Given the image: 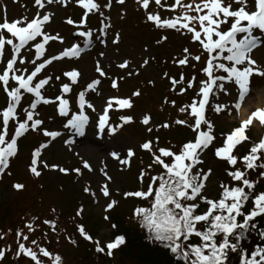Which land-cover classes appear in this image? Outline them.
<instances>
[{
    "label": "rangeland",
    "instance_id": "obj_1",
    "mask_svg": "<svg viewBox=\"0 0 264 264\" xmlns=\"http://www.w3.org/2000/svg\"><path fill=\"white\" fill-rule=\"evenodd\" d=\"M186 1L184 0L185 3ZM98 2L103 4L106 0H98ZM247 2L249 7L253 9L254 0H247ZM44 3L45 8L41 9L35 5V0H0V22H3L5 18L9 21L23 20L25 17L31 20L37 12H40L41 15L45 12L53 14L43 30L53 36L59 34L63 37V42L60 40L49 41L45 45V56L40 57L37 60L38 63L46 57L58 55L60 51L70 47L73 43L84 48L78 57H64L55 60L37 75L34 82L44 78V76L52 77L41 90L45 97L55 101V97L62 93L61 85L71 83L70 78L64 76L65 72L75 68L81 75L78 82L72 84L71 92L64 93V98L70 102L69 115L64 117L59 114L58 101L48 104L39 103L34 111L37 114L35 118L43 121L41 130L33 131L30 129L18 138V154L11 159L10 167L6 173L0 174V211L2 212H0V222L3 221L2 215L4 214L2 205L6 211L5 217H9V222L6 225L1 224L2 228H0L5 236L3 241L5 258L1 264H34L30 257L23 254L16 255L18 243L23 242L30 245L31 240H37L40 246L47 248V242L49 237L52 238L53 233L40 222L47 215L50 216L53 208L58 211L59 216L61 213L62 217L69 211L71 221L70 223H62V228L68 226V231L74 230V239L78 243L75 246L71 242L72 240L69 239V234L65 229L55 236L54 240H51L49 250L57 251L63 257L64 264H137V252L128 251L119 255V248H117L113 250L112 256H108L106 248L104 253L96 251L94 241L99 240L101 246H105L114 240L117 236L116 234L114 236V232L111 230L114 222L121 216L131 215L137 199L134 196L125 197L123 194L134 192L138 188L140 170L144 168L147 171L149 164H152L150 173L155 169H161L159 165L153 164L151 154L141 149L140 144L147 139L153 140L155 144L157 143L156 138L159 137V140L162 138V141H158L159 147H173L174 141H177L175 129L179 126L173 121L180 118L188 120L189 124L194 123V120L186 113L180 112V108L191 103L193 97L197 95L199 82L206 79V74L201 69L207 55L204 56L201 46L198 42L192 41L190 34L175 29L159 28L148 20L143 21V16L146 17L147 12L159 13L162 19L171 18L175 14L179 15V9L168 7L174 3V0H166L168 8H165L164 2L157 5L155 0H150L148 9H144L138 0H124L123 4L112 0L111 7L104 9V17L98 13L89 15L87 27L93 29V35L88 47L84 46V41L87 38L79 37V34L76 39L71 37V32L78 30L77 26L66 23L68 17L78 21L82 17L84 9L74 2L68 3L66 7L59 3L49 4L47 0H44ZM232 6L235 9L238 7V3L234 2ZM74 11H77L75 16ZM101 20H103L104 25H107L105 28L106 35H101L99 32L103 26L100 23ZM222 27L226 29L228 25ZM117 32L120 34V39L117 43H113ZM3 34L6 37L10 36L6 31ZM254 34L260 37L261 43L251 55L257 61V66L264 67V35L259 31L254 32ZM164 36L167 37L166 40L161 39ZM41 39L38 37L35 42H39ZM100 39H104L106 43L101 44ZM157 41L160 42L157 43ZM33 43L30 41L21 49V55L25 58V62L21 64L17 59L15 67L21 70L17 74L27 76L33 70L31 62L37 59L35 48L32 46ZM186 47L193 54H200L201 60H190L187 65L183 66L175 63L176 59L182 58L183 49ZM101 53L103 56L100 55ZM11 56V46L6 45L4 56L0 58V73L3 72L7 60ZM125 59L130 61L128 67L120 68L119 64ZM145 59H148V64L142 66ZM97 61H99L100 67L106 75L101 76L96 72ZM129 72L133 74L129 75ZM165 73L168 75L165 76ZM181 74L184 76L183 81L180 80ZM215 74L226 75L222 70H216ZM193 76H195L193 87L188 88L186 81L192 79ZM56 77H60V79L57 80ZM170 77L180 81L175 88H173ZM94 79H98L100 83L94 89H88L85 92V98L93 105V108L85 106V113L89 117V122L85 126L84 134L80 135L71 126L65 127V125L67 120L71 118V114L79 110L78 93L85 90L86 86ZM113 79H117L118 87L112 86ZM149 81L153 83H149ZM223 83L226 85L227 91L215 89L214 93L210 95L207 106L210 108L215 107L216 104H223L227 107L219 113L210 112L208 115V119L214 125L215 141L207 148H212V153L208 152L209 156H207L206 149L201 154L203 169L205 171L208 168L212 169V175L206 182L205 194L218 192L221 188L220 183L225 182L230 177L224 172L223 164H221L223 159L217 158L214 154L215 148L224 143L226 137L222 134L231 132L239 126L242 120L246 119V117L241 119L239 113L246 102L254 104L258 96L264 95V77L256 74L251 78L250 93L242 101L238 100L239 88L234 82L224 81ZM12 86H17V82L10 79L9 87ZM181 87L185 88L186 91L181 93L179 91ZM137 90L141 92V95L133 96L132 94ZM21 91L23 97L17 107V113L19 119H25V110L28 109L35 97L33 96L32 99L28 97L30 93L23 89ZM111 97H131L133 107L114 109L115 102H113V108L109 109V125L121 124L120 117L125 115H130L134 119L132 122L124 124L116 133H111L107 125L105 131L100 133L98 128L99 117ZM8 99L4 86L0 82V109L6 107ZM261 99L264 101V96ZM171 101H175V105ZM237 103L240 104L238 109ZM208 108H206V113ZM254 110L255 108L249 109V114ZM145 114L151 116L150 124L147 126L142 123ZM15 121L16 118L9 121V136L14 131ZM164 122H168L171 126L169 128L157 127ZM0 123L2 126V115H0ZM148 127L152 128L151 132L147 130ZM45 128L50 131H59L61 135L51 140L50 137L43 134ZM215 128L221 134H218ZM246 134L255 140H260L264 137V126H261L258 119L254 118ZM191 139L192 137L189 140ZM49 140L51 143L42 150L40 160L47 162L48 165L56 164L70 171L63 173L59 171V168H45L41 163L39 164L41 175L39 177L34 176L28 169L32 153L41 143ZM180 143V140L175 143V150ZM128 148L135 151V155L129 158V164H121L111 155L112 152H117L122 159L126 158ZM82 160L89 162L91 171L83 168ZM76 168L82 169V175L74 171ZM104 172L107 173L108 177H111L110 181L107 180ZM148 178L149 175L146 174L143 181H148ZM253 179L258 181L254 191L256 193L264 191V177L259 180ZM17 182L23 183L25 188L16 190L13 185ZM105 182H107L111 193L109 197H105L100 192V188ZM86 185L91 187L96 196L84 191ZM112 199L118 203L112 209H107L106 206ZM81 206H83L84 212L82 215H77V210ZM106 216L108 219H105ZM34 217L37 218L34 224L35 230L29 232L26 225ZM125 220L126 225L132 224V216L125 218ZM81 224L93 236V241L85 239L80 234L78 226ZM10 229L11 231H9ZM18 229H22L29 236L28 241H23L22 238L18 239ZM6 251L10 255L19 257L18 260L14 261ZM153 256L154 259L158 258L156 252ZM42 258L46 264H51L49 258ZM152 261L153 259H150L144 263L150 264Z\"/></svg>",
    "mask_w": 264,
    "mask_h": 264
},
{
    "label": "snow or ice",
    "instance_id": "obj_2",
    "mask_svg": "<svg viewBox=\"0 0 264 264\" xmlns=\"http://www.w3.org/2000/svg\"><path fill=\"white\" fill-rule=\"evenodd\" d=\"M49 4L59 3L67 6L68 3L74 2L84 9L82 17L76 21L68 17L66 23L76 25L81 37H85L84 46L88 47L91 44L93 29L87 27L88 17L90 14H99L104 17V9L110 8L112 0H106L103 4L98 0H47ZM144 9H148L150 0H138ZM233 2L240 4V7L233 8ZM116 3L123 4L124 0H116ZM157 5L161 4V0H155ZM35 5L39 8H45L44 0H35ZM168 7L179 9L180 14L171 18L162 19L159 13L147 12L146 18L148 21L154 22L156 27L175 29L182 33L186 32L191 35L194 42H198L202 50L207 53L205 66L201 69L206 74V79L199 82L197 95L193 97L190 104L180 108V112L186 113L194 120V123L189 124L186 119H177L173 121L175 124L186 125L193 130L195 137L184 142L177 150L173 147H159V137L156 138L157 143L147 139L140 148L149 152L152 156L153 164L159 165L162 169L155 175H150L152 164L147 165L146 169L140 170L139 179L143 182L145 175H149V183L146 190L140 189L134 192H125V197L134 196L150 201L148 207H136L134 216L148 232V239L153 243H160L165 246L178 261L183 264H230V254H236L239 257V264H264V243L258 244L249 252L244 248L242 241L251 231H257L262 240H264V228H258L255 220L257 217L264 215V191L256 193V181L248 177L247 170L261 168L264 169V137L258 142L252 144L247 154L238 157L233 154L235 148L244 141L249 140L246 131L253 123L254 118L258 119L261 126H264V108L257 107L247 119L240 122L239 126L225 135V140L222 146L215 148V156L224 159L231 166L237 165L238 161H243L244 169L235 168L229 170L228 175L233 185H225L221 183L222 192L218 199H210L204 194L206 182L212 175V169L206 171L200 168L203 163L201 154L205 149L215 141L213 134L214 125L206 116V108L209 103L210 95L215 89H223L227 91L224 81L234 82L239 88L238 100L242 101L250 93L251 78L254 74L264 77V67L257 66V61L253 59L251 53L261 43L260 37L254 32L259 31L264 33V0H255L254 9L250 8L247 0H191L185 3L184 0H174V3ZM52 13L45 12L41 15L40 12L31 20L26 17L23 20L9 21L6 18L0 22V58L4 56L5 46L10 45L12 56L7 60L3 72L0 73V82L4 86V90L8 96L6 107L0 109L2 115V126H0V174L6 173L11 164V159L14 158L19 151L18 138L28 132L40 131L43 121L36 117L35 109L41 102L48 104L58 101L57 109L61 116L67 117L70 111V102L64 98V93H69L72 90V84L78 82L80 72L73 68L64 73L65 77L70 78L71 83L61 85V95L55 97V101L45 97L42 93V88L52 79L51 76H44L42 79L34 82L37 75L53 61L64 57H78L84 48L79 44L73 43L70 47L63 49L58 55L46 57L42 62H37L40 57L45 56V45L51 40H60L63 42V37L59 34L55 36L45 32L44 26L52 18ZM99 32L101 35H106L103 24ZM223 25H228L225 29ZM87 29V30H84ZM6 31L10 36L6 37L3 32ZM38 37L42 39L35 42ZM120 39V34L117 32L113 43H117ZM166 40L167 37H161ZM30 41L34 42L35 56L33 60V70L27 76L17 74L21 72L15 67L17 59L20 63L25 62V58L21 55V49ZM101 44L106 43L104 39H100ZM160 41H157L159 43ZM226 53V54H225ZM103 56V53L100 54ZM190 60L200 61V54H193L189 48L183 49L182 58L176 59L174 62L179 65H187ZM227 62V63H226ZM130 61L125 59L119 64L120 68H127ZM148 64V59H145L143 65ZM195 67V65H193ZM216 70H222L226 75H216ZM26 71V70H24ZM96 72L101 76L106 75L100 67L99 61L96 62ZM132 75V72L128 73ZM168 74L165 73V76ZM17 82V86L9 87V81ZM57 80L60 77H56ZM173 88L180 81L176 78H169ZM180 80H184L181 74ZM195 76L186 81L187 87H193ZM219 82V83H218ZM100 81L94 79L86 86L85 90L78 93L79 110L71 114V118L67 120L65 127L71 126L76 133L83 135L85 126L89 122V117L85 113V106L93 108V105L85 98V92L88 89H94ZM149 83H153L149 81ZM112 86L118 87L117 79L112 80ZM24 90L27 93L34 94V99L25 110L26 118L19 119L17 107L21 103ZM181 93L186 89L181 87ZM133 96H140L139 90L135 91ZM115 106L117 108L133 107L131 97L109 98L103 113L99 117L98 128L99 132L105 131L106 125L111 133H116L120 128L129 122L133 121L130 115L121 116V124L113 126L109 125V109ZM175 105V101H171ZM227 107L223 104H216L214 111L219 113ZM237 109L240 104H236ZM16 118L14 131L9 136L8 127L9 121ZM151 121L150 114H145L142 119L144 125H149ZM31 122V123H30ZM171 125L164 122L157 127L169 128ZM152 131L151 127L147 129ZM43 134L50 137L51 140L59 137V131H50L43 129ZM51 140L41 143L32 153L31 163L28 165L29 171L39 177L41 170L39 164H43L45 168H59V171L68 173L70 170L59 165H48L47 162L41 161V152L46 149ZM66 143H68L66 141ZM111 155L120 161L121 164H129V158L135 155L132 148L127 149L126 158H121L117 152H112ZM258 161L260 163H258ZM83 168L92 170L91 165L87 160H82ZM74 171L82 175V169L76 168ZM103 171V169H101ZM10 174V173H8ZM107 180L111 177L107 176ZM264 177V171L259 173ZM13 187L16 190L25 188L23 183H15ZM247 189V190H246ZM85 192L96 196L90 186H85ZM100 192L105 197L111 195L107 182L100 188ZM251 199V209L245 211L246 203ZM207 204L205 211H198L200 202ZM118 201L112 199L107 204V209H112ZM53 208L52 212L55 213ZM84 212L83 206L77 210V215H82ZM37 218L34 217L26 227L29 232L35 230L34 224ZM105 219H108L106 216ZM45 224L52 227L55 231L56 221L45 220ZM115 227V225H112ZM11 231V229L9 230ZM78 231L87 240L93 241V236L89 234L83 224L78 226ZM199 238V243H191L192 236ZM17 237L23 241H28L29 236L22 229L17 230ZM3 235L0 234V239ZM71 239V238H69ZM72 243L76 241L72 240ZM96 251L105 252L108 256L113 255V250L125 243L124 235H117L114 240L108 242L105 246H101L99 240L94 241ZM39 253V254H38ZM25 255L30 257L34 264H46L42 257H47L51 260V264H63V258L59 254L53 255L47 248L39 245L37 240H31L30 245L23 242L18 243L16 255ZM5 256V249H0V260Z\"/></svg>",
    "mask_w": 264,
    "mask_h": 264
},
{
    "label": "trees",
    "instance_id": "obj_3",
    "mask_svg": "<svg viewBox=\"0 0 264 264\" xmlns=\"http://www.w3.org/2000/svg\"><path fill=\"white\" fill-rule=\"evenodd\" d=\"M209 112H215V111L213 109H210ZM178 119H180V118H178ZM215 131L218 134H221L216 128H215ZM175 133H176V136H177L176 140L177 141L180 140V142H181L180 145H182L185 141L189 140L190 137L193 138V135H194L193 130L191 128H189L188 126H186V125H179L178 127H176ZM178 133H179V136H178ZM213 134H215V133H213ZM247 136L250 139L247 140V141L242 142L241 144H239L234 150L233 154L237 155L238 157H242L243 155L247 154L248 151L250 150L252 144L255 143V142H258V140L253 139L249 135H247ZM161 139L159 140V142L162 141ZM185 139H187V140H185ZM177 141H174L173 146H175V143ZM179 146H177V149L179 148ZM163 147H168V146H163ZM173 150H175V148H173ZM205 151L207 152V156H209L210 155L209 153H212V148L206 149ZM151 160H152V156H151ZM258 163H260V162L258 161ZM221 164H223L224 172L227 175H228V171L229 170H235V168H240L242 170L244 169V163H243L242 160L238 161L237 165H235V166L229 165L227 163V161L224 160V159L221 162ZM199 167L203 168V165L201 164V165H199ZM161 170L162 169H159V170L155 169V170H153L150 173V175H155L158 172H160ZM261 171H264V169H261V168L249 169V170H247V174H248V177L250 179L254 180L253 178H257L259 180L260 178H262L259 175V173ZM257 182H256V184H257ZM148 183H149V180L148 181L144 180L143 182H141V180L139 179L138 186H137L138 188L136 190H140V189H145L146 190ZM223 184H225V185H233L235 183L232 181L231 177H229L228 180H226L225 182L223 181ZM220 185H221V183H220ZM221 192H222V188H220V190L218 192H216V193H213V194H211V193L205 194L204 193V194L210 199H218L220 197V195H221ZM134 198H136L137 201H136L135 207L133 208V210L131 212V215L130 214L126 215V216H121L120 215L121 217H119V219L116 220V222H114V224H113V225H115V227H112V229H111L114 232V234H113L114 236H115V234L116 235H124L125 236V243L118 247L119 248L118 251L120 252L119 255H121V254L123 255L124 252L126 253L128 251H133L134 253L137 252V254H136L137 255L136 256L137 264H145L144 262H148L150 259L151 260L153 259V261L151 263H155V264H183V262L182 261H178L176 259V257L174 256V254H172L171 251L168 250L165 246L161 245L160 243H153L152 241H150L147 238L148 237V232H147V230L145 228L141 227V224L135 218L134 210L138 206H140V207H148L150 205V201L149 200L147 201V199L140 198V197H134ZM250 201H251V199H249V201L246 203L245 209H244L245 211L251 209L252 201L251 202ZM2 207L4 209V214L2 215L3 221L0 222V228H2L1 224H5L6 225L9 222V217H5V212H6L5 208H4L3 205H2ZM207 207H208L207 204L205 202L201 201L200 202V208L198 209V211H201V212L205 211L207 209ZM69 216H70L69 211L66 212L63 215V217H62L61 213H60V216H59V213L56 210L55 213L51 212L50 216L47 215L40 222L41 225L46 226V228H48L49 231L51 233H53L52 234L53 235L52 238L49 237V240H48L47 245H46L48 250H49V247L51 245V240L52 239L54 240L55 236H57L59 233H61L64 229H65V231L68 232L69 237L71 238L70 240L76 241V239H74V233H75L74 230L68 231L69 230L68 226L66 228L65 227L62 228L63 227L62 223H64V222H69L70 223L71 220H70ZM131 216H132V224L126 225L125 218H130ZM114 218H117V217H114ZM45 220H55L56 221L55 231L52 230V227L50 225L44 223ZM255 223L257 224L258 228H264V215H262L260 217H257L256 220H255ZM7 229H8V227H7ZM0 234L3 235V238L0 239L1 240V244L0 245L3 248L5 246L4 242H3L4 239H5V236H4V233L1 232V231H0ZM189 242H191V243H199V238L193 235L190 238ZM242 243H243L244 248H246L249 252H251L256 245L264 243V240L261 239V237L259 236L257 231H251L247 235L246 239L244 241H242ZM77 245H78V243L76 241L75 246H77ZM49 251L51 253L54 252L53 253L54 255L55 254H59L55 250H49ZM155 252L158 254V258H156V259L153 258L154 257L153 255H154ZM9 257L12 258L14 261L18 260V258H19V257L15 256V255H12V254L9 255ZM4 258H5V256H4ZM4 258L2 260H0V264L4 260ZM230 264H239L238 255L230 254Z\"/></svg>",
    "mask_w": 264,
    "mask_h": 264
},
{
    "label": "bare ground",
    "instance_id": "obj_4",
    "mask_svg": "<svg viewBox=\"0 0 264 264\" xmlns=\"http://www.w3.org/2000/svg\"><path fill=\"white\" fill-rule=\"evenodd\" d=\"M262 96H264V95H262ZM262 96H258V98H256L257 101L254 104L246 102L243 105V107L240 109V112H239L241 114V119H244L245 117H246V119L248 118V116L250 115L248 110L251 108H257V107L264 108V101H263V99H261Z\"/></svg>",
    "mask_w": 264,
    "mask_h": 264
}]
</instances>
